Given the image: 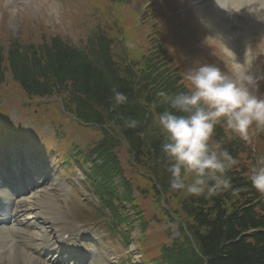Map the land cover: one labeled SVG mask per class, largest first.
Segmentation results:
<instances>
[{
    "label": "trees",
    "instance_id": "1",
    "mask_svg": "<svg viewBox=\"0 0 264 264\" xmlns=\"http://www.w3.org/2000/svg\"><path fill=\"white\" fill-rule=\"evenodd\" d=\"M169 6L171 7V4ZM170 20L180 22L177 17ZM164 21L166 22L164 23ZM168 21L169 19L161 16L157 20L145 22L144 29H147L148 26L158 25L160 30L168 31L167 25H165ZM154 46L158 47L156 44ZM9 53H13L10 58L16 62L19 61V58L26 57L25 61L20 60L19 64L11 65V74L14 79L21 83V81L29 79V76L36 75L37 71L32 72L35 75H29L25 69V66L31 62L30 55L24 56L17 50L15 44H12ZM38 56L36 61L30 63L31 65L39 67L44 62L48 67L56 66L58 73L52 77L43 76L45 79L43 78L40 83L50 82L48 90L37 89L32 94L49 96L54 92L61 93L60 95H65L66 107L75 109L78 108L76 103H86L87 118L96 119L101 123L112 119L118 127H121L123 131L121 132L129 140V151L133 152V158H131L135 161L134 164L131 158L126 156L129 168L138 171L136 166L144 163L143 158L147 156L155 171L158 168V171H161L164 176H169L160 151L162 139L160 130L150 121L152 113L162 111L163 108H143L138 103V98L145 92L155 104L158 101L156 94L159 91L178 92L179 86L176 84L175 77H169L160 86H149V83L144 81L147 79V75L139 76L137 83H117L112 80L116 77L117 72L111 66L116 64L109 55L103 59L104 67L91 69L84 59L60 43L53 49L46 48ZM1 57L2 48L0 47V61ZM148 61L146 60V62ZM41 69L38 71L40 76L49 73L47 68ZM112 69L115 74L110 73ZM30 71H32L31 68ZM3 76L4 72L0 68V82ZM133 76L135 74L131 76L132 79H134ZM24 84L21 83L26 92L31 94L33 85L26 88ZM113 87L128 96L127 104L114 105L111 91ZM106 104L113 110L106 111L104 107ZM95 106H100L102 110L96 109ZM145 114H148V117ZM128 118L137 120V126L130 129L126 127L125 120ZM130 130L132 133L128 132ZM229 135L223 133L221 125H218L213 142L220 141L222 146L236 157L235 150L236 148L242 150L239 146L241 144L233 134ZM116 140L113 133L105 130L100 134L91 151L104 160L103 170L107 172V175H117L122 180H129L114 150ZM227 175L231 177L232 187L215 196L201 195L197 197L174 191L178 194L175 198L179 201L180 211L190 231V238L184 236L181 242L176 241L173 246L169 247V251L174 254L172 260L175 264H264V219L255 213L254 199L238 170H230ZM163 190L167 191L166 186L163 187ZM168 264L172 263L168 262Z\"/></svg>",
    "mask_w": 264,
    "mask_h": 264
},
{
    "label": "clouds",
    "instance_id": "2",
    "mask_svg": "<svg viewBox=\"0 0 264 264\" xmlns=\"http://www.w3.org/2000/svg\"><path fill=\"white\" fill-rule=\"evenodd\" d=\"M184 78L190 85L186 90H161L152 105L154 109L163 108L156 113L162 136L160 151L170 190L211 197L232 187L227 173L238 163L220 141L213 142L216 127L222 125L248 143L253 129L264 132V75L252 72L248 59L240 62L235 58L231 73L215 64L202 63L189 68ZM111 91L115 106L128 103L125 93L116 87ZM137 123L135 119L125 120L129 128ZM248 178L251 186L264 195V155L256 158Z\"/></svg>",
    "mask_w": 264,
    "mask_h": 264
},
{
    "label": "rangeland",
    "instance_id": "3",
    "mask_svg": "<svg viewBox=\"0 0 264 264\" xmlns=\"http://www.w3.org/2000/svg\"><path fill=\"white\" fill-rule=\"evenodd\" d=\"M20 1L21 0H17V2L16 0H0V3L7 2V5L5 6V8H7V12L4 14L3 32L8 33L11 37L20 32V28H22V19L27 18L32 20H43L48 24H52L53 20L57 18V12L54 11L55 7L53 8V3H51V11L54 13V16H51V11L47 12L46 15L44 9L40 12L41 14H34L26 9L25 11L28 13H25L24 5L20 3ZM113 1L115 0H111V3ZM181 1L185 2V0H173L174 7H172V10L168 13V18H171L172 16L177 17L180 19V22L177 23L174 20H170L168 21L167 26L169 30L168 34L175 39L176 46L183 51L186 62H188L192 67L202 63H212L220 66L222 69L227 71L231 65L223 55V52L220 50L221 43L217 40V37L215 35L206 30V28L203 26L202 19L198 14L194 13L192 9H190L192 14L190 13V15H181L184 9H187V5L181 4ZM106 5L108 7V3H106ZM116 7H118L117 4ZM109 11L111 14L116 13L115 16L118 23L119 19L122 20V17L124 15L122 7L117 8V11ZM107 13L108 12H106L105 14ZM101 20L102 19L99 17L95 18V22H100ZM113 40L115 41L114 38ZM135 48L138 49L139 47L135 45ZM254 55V59L256 60V62H259V54L255 53ZM231 71L233 70L231 69ZM263 85L264 82L261 83V86ZM0 91L2 95L9 94V96L12 97L11 94H15L17 96H21L19 89L8 79L7 82H4V84L0 85ZM15 103L19 104L20 102ZM11 114L13 115L15 114V112H12ZM169 225L170 224H168L166 221H163L162 223V226ZM134 234L137 235L138 231H135ZM106 243L111 244V242L107 238L103 240V244L105 245Z\"/></svg>",
    "mask_w": 264,
    "mask_h": 264
},
{
    "label": "bare ground",
    "instance_id": "4",
    "mask_svg": "<svg viewBox=\"0 0 264 264\" xmlns=\"http://www.w3.org/2000/svg\"><path fill=\"white\" fill-rule=\"evenodd\" d=\"M218 2L220 5L217 3V0H190V4H191L190 6L194 8V10L197 12L199 17L202 19L203 26L206 28V30L210 31L213 35L217 36L220 39V41L226 44L228 43L227 40L228 33H227V29L224 27L223 14H222L223 9L225 8L224 0H218ZM228 2H229L230 12H233L232 9L237 8L239 10L236 11L239 12L240 14L243 13L242 15H245L247 13H250L255 17H260L264 12V4L262 0H247L241 3L239 8L236 5V0H228ZM246 46L247 45L245 44L243 45L244 48H246ZM226 51L227 52L230 51V46L226 47ZM29 201L30 200L28 198L25 199L26 207L24 209V212H26V215L31 216L32 208L31 205L29 204ZM51 220L55 221V217H51ZM20 230L22 231L23 229L20 228ZM29 235L40 237L43 235V232L30 230ZM7 243L8 241L6 243H0V264H5V261L3 260L1 255L2 253L7 252L9 249L11 250V256L10 259L8 260L9 261L8 264H18L16 254L13 253V251L15 252L18 250V247L11 246L10 248H7ZM28 245H34L35 247L37 246L36 242ZM27 262L29 264H32L31 259H29L28 257H27Z\"/></svg>",
    "mask_w": 264,
    "mask_h": 264
}]
</instances>
